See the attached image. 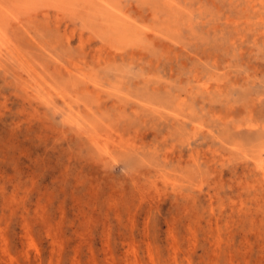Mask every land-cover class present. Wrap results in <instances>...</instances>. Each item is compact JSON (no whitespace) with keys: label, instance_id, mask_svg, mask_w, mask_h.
<instances>
[{"label":"rangeland","instance_id":"rangeland-1","mask_svg":"<svg viewBox=\"0 0 264 264\" xmlns=\"http://www.w3.org/2000/svg\"><path fill=\"white\" fill-rule=\"evenodd\" d=\"M168 1L0 0V264H264V0Z\"/></svg>","mask_w":264,"mask_h":264},{"label":"bare ground","instance_id":"bare-ground-1","mask_svg":"<svg viewBox=\"0 0 264 264\" xmlns=\"http://www.w3.org/2000/svg\"><path fill=\"white\" fill-rule=\"evenodd\" d=\"M4 1V0H3ZM38 1V0H37ZM176 0H170V1H168V2H170V4L173 6V7H176L177 6V3L175 2ZM261 1V0H260ZM34 2H35V0H34ZM67 1H64V3H66ZM83 2V1H82ZM256 2V0H252V3H255ZM4 3V2H3ZM70 3H71V1H70ZM5 5H7L6 3H5ZM58 5H61L62 6V4H58ZM69 5V4H68ZM67 5V6H68ZM89 5V4H88ZM257 4H255L254 5V7L256 6ZM77 6V5H76ZM260 6V5H259ZM34 7H36V6H34ZM93 7V6H92ZM262 7V6H261ZM3 7L1 6V9H2ZM5 8V7H4ZM9 8H11V7H9ZM32 8V7H31ZM59 9H61L60 7H58ZM71 8V7H70ZM263 8V7H262ZM20 9V8H19ZM103 9V8H102ZM260 9V8H259ZM97 10V9H96ZM95 10V11H96ZM3 11H6V9L5 10H3ZM3 11H0V44L2 43V39L4 38V36H5V31H4V29H7L6 27H4V29H3V27H2V20L4 19V12ZM8 11V10H7ZM63 11V10H62ZM24 12V11H23ZM109 12V11H108ZM7 13H10V12H7ZM16 13V12H15ZM17 14V13H16ZM7 15V14H6ZM8 16V15H7ZM105 16V15H104ZM19 17V16H18ZM130 17V16H129ZM8 18V17H7ZM6 18V19H7ZM132 19V18H131ZM117 21H120V20H117ZM4 22V21H3ZM114 22H115V20H114ZM113 24V23H112ZM130 27H132V26H130ZM102 29V28H101ZM118 30H119V33L122 35V36H126V38H128V42L129 43H131L133 40H135V37H132V36H130V34H129V29H126V27L125 26H121V27H119L118 28ZM115 31H117V29L115 28ZM141 36V35H140ZM119 37V36H118ZM130 37V38H129ZM139 38V37H138ZM137 38V39H138ZM13 40H14V38H13ZM107 42V41H106ZM4 44V43H3ZM115 44V43H114ZM5 46V45H4ZM12 46V45H11ZM107 46V45H106ZM125 46V45H124ZM1 47V46H0ZM83 47V46H82ZM99 47V46H98ZM109 47V46H108ZM104 48V47H103ZM116 48V47H115ZM118 48V47H117ZM114 49V48H113ZM120 50H123V49H121L120 48ZM1 51V50H0ZM100 52V51H99ZM111 52V51H110ZM102 57V56H101ZM105 60V59H104ZM101 61V60H100ZM78 64V63H77ZM79 65V64H78ZM75 66L77 67V65L75 64ZM73 70V69H72ZM95 71V70H94ZM70 72V71H69ZM71 72H73V71H71ZM84 78H85V76L84 75H82ZM87 80V79H86ZM91 80V79H90ZM92 82V81H91ZM90 82V83H91ZM204 86V85H203ZM209 88V87H208ZM24 90V89H23ZM207 90V89H206ZM264 153V147L259 151V153H257L258 154V156L256 157V158H253V160H254V163H255V165H256V167L257 168H262L263 167V162H264V160H263V154ZM259 174V173H258Z\"/></svg>","mask_w":264,"mask_h":264}]
</instances>
